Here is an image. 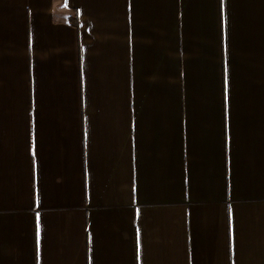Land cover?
<instances>
[{"label":"crops","instance_id":"1","mask_svg":"<svg viewBox=\"0 0 264 264\" xmlns=\"http://www.w3.org/2000/svg\"><path fill=\"white\" fill-rule=\"evenodd\" d=\"M0 264H264V0H0Z\"/></svg>","mask_w":264,"mask_h":264}]
</instances>
